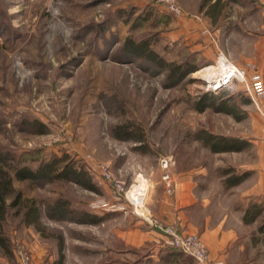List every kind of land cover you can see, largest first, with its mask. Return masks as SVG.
I'll use <instances>...</instances> for the list:
<instances>
[{
	"label": "rangeland",
	"instance_id": "1",
	"mask_svg": "<svg viewBox=\"0 0 264 264\" xmlns=\"http://www.w3.org/2000/svg\"><path fill=\"white\" fill-rule=\"evenodd\" d=\"M175 2L182 16L160 0H0V152L13 158L1 171L22 195L4 224L11 253L0 248V264H25L20 252L29 264H59L61 256L63 264H198L166 244L162 229L191 233L155 216L153 190L159 182L175 191L176 166H208L217 196L222 171L251 159L212 153L196 136L264 138V0ZM129 38L150 39L164 61L198 70L172 85L160 64L124 51ZM224 58L245 72L261 107L245 82L217 94L244 115L241 121L195 109L213 83L196 73L209 66L222 71ZM63 155L87 170L97 192L74 181L14 177L16 165L35 169ZM165 156L172 158L169 182L160 167ZM101 164L124 185L121 200L89 169ZM218 198L211 208L217 218L229 209ZM29 201L41 214L36 226L24 219ZM57 202L67 205L66 219L50 210ZM81 212L102 221L84 223Z\"/></svg>",
	"mask_w": 264,
	"mask_h": 264
},
{
	"label": "crops",
	"instance_id": "2",
	"mask_svg": "<svg viewBox=\"0 0 264 264\" xmlns=\"http://www.w3.org/2000/svg\"><path fill=\"white\" fill-rule=\"evenodd\" d=\"M237 138L248 140L249 147L239 152L216 153H245L246 159H251L231 166L237 173H248L246 180L236 187H225L227 176L222 171L221 190L216 195L218 203L224 201L228 210L218 218L211 212L217 197L208 184L213 170L208 166L190 168L184 165L171 169L176 180L174 192L168 193L159 182L156 184L152 208L155 216L165 224L175 225L184 233L200 235L213 262L264 264V138ZM220 167L222 170L223 166ZM225 196H230V200H220ZM256 208L261 214L255 221L247 222L246 210Z\"/></svg>",
	"mask_w": 264,
	"mask_h": 264
},
{
	"label": "trees",
	"instance_id": "3",
	"mask_svg": "<svg viewBox=\"0 0 264 264\" xmlns=\"http://www.w3.org/2000/svg\"><path fill=\"white\" fill-rule=\"evenodd\" d=\"M219 2L214 4L213 7H218ZM151 40L144 39L136 41L135 39H127L124 42L123 49L127 53L138 59H144L154 65L162 66L168 70L167 78L171 81L172 85H178L186 79L191 73H195L198 70L195 65H175L168 63L161 59L159 55L152 49ZM249 98V97H248ZM250 100L245 103L248 104ZM233 106L228 105V102L221 99L219 95L210 93L206 95L200 102L195 104V109L203 113L209 109L217 113H225L232 116L236 121H241L244 119V115H239L236 108H231ZM39 125V124H38ZM41 127V125H39ZM43 128V127H42ZM123 133L126 135L128 132L125 130ZM196 139L202 143L203 146L207 147L212 153H226V152H239L243 151L249 147L250 143L248 140L232 137V136H222L212 134L206 131L201 132L200 135L196 136ZM13 160L11 155L3 154L0 152V248L5 254L11 253V245L9 238L4 233V224L9 216V212L12 208L21 206L22 195L17 192L14 188L13 178L9 173L1 171L2 166L6 164L9 168L11 165L7 163ZM15 172L14 177L18 181H30V182H52L54 180L61 181H74L81 187L97 192L96 184L93 182L92 177L87 172L86 169L77 168L74 166L70 157L67 155L54 156L52 159L43 160L39 165L33 169L29 166H14ZM223 175L227 176L225 179V187L232 188L240 185L248 173H237L232 167L223 170ZM12 200V201H11ZM25 214L24 219L28 225H38L40 221V211L36 206L34 201L26 202L24 205ZM50 210L54 216L58 219H66L67 214L70 213L67 205L64 202H57L50 207ZM261 214L260 209H248L245 213V220L248 222H253ZM79 218L84 223L97 224L102 221L101 216L97 214H92L90 212H81ZM175 251L184 254L175 249ZM59 264H63V258L59 259Z\"/></svg>",
	"mask_w": 264,
	"mask_h": 264
},
{
	"label": "built area",
	"instance_id": "4",
	"mask_svg": "<svg viewBox=\"0 0 264 264\" xmlns=\"http://www.w3.org/2000/svg\"><path fill=\"white\" fill-rule=\"evenodd\" d=\"M161 3L166 7V10L175 16H182L181 8L176 4L175 0H160ZM225 61L229 64L227 68L220 74V78L213 81V84L209 87V92L213 94H220L226 91L229 87L233 86L237 82H245L246 83V94L249 95L251 101L253 100L258 110L261 111V107H259L257 99L255 98L257 93L250 88L246 77L245 72L232 64L228 59L224 58ZM263 92V90H262ZM260 91V93H262ZM160 167L164 171L163 173V181H170L169 170L172 165V158L165 156L160 159ZM91 171L98 173V175L105 180L112 188L114 192V197L117 200H121L126 195V190L123 184L118 182L112 174L109 172L107 166L101 164L98 165L97 168H89ZM93 172V173H94ZM146 219L153 225L155 222L151 220V218ZM162 232L166 234L168 240H166V244L172 249H176L187 256H190L196 260L198 264H224L223 262H213L210 258L209 251L207 249L206 244L197 234H180L175 229H162ZM20 257H22V261L25 264H29V258L23 255L21 252L19 253Z\"/></svg>",
	"mask_w": 264,
	"mask_h": 264
},
{
	"label": "bare ground",
	"instance_id": "5",
	"mask_svg": "<svg viewBox=\"0 0 264 264\" xmlns=\"http://www.w3.org/2000/svg\"><path fill=\"white\" fill-rule=\"evenodd\" d=\"M221 64H220V66H221V70L222 71H224L226 68H227V66L229 65L226 61H224V60H221ZM219 67V66H218ZM222 71H219V70H216V69H213L212 67H206V68H204V69H202L201 71H199V72H197L196 73V75L198 74H204L206 77V80H210V81H215V79L217 80L218 78H220L221 76H220V74L222 73ZM218 75L219 77H217L216 78V76ZM215 77V78H214ZM213 83H211V85H212Z\"/></svg>",
	"mask_w": 264,
	"mask_h": 264
}]
</instances>
